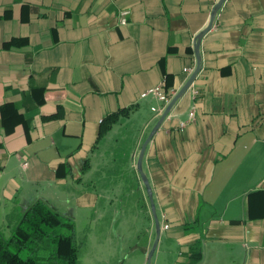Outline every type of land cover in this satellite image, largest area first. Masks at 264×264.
<instances>
[{
    "label": "crops",
    "instance_id": "obj_1",
    "mask_svg": "<svg viewBox=\"0 0 264 264\" xmlns=\"http://www.w3.org/2000/svg\"><path fill=\"white\" fill-rule=\"evenodd\" d=\"M218 1L0 0L3 234L40 200L75 222L82 247L108 242L162 116L156 97L141 96L184 87ZM200 49L199 75L143 160L156 251L168 250L167 264H264V0H226ZM155 231L152 220L146 255Z\"/></svg>",
    "mask_w": 264,
    "mask_h": 264
},
{
    "label": "trees",
    "instance_id": "obj_2",
    "mask_svg": "<svg viewBox=\"0 0 264 264\" xmlns=\"http://www.w3.org/2000/svg\"><path fill=\"white\" fill-rule=\"evenodd\" d=\"M14 44L17 42L9 43ZM163 89L166 95L170 94L167 86ZM10 109L14 107L6 104L1 111L4 114ZM126 114L127 110L122 109L106 117L100 126L99 139ZM57 118L59 114L45 120ZM79 251L75 222L40 200L20 213L10 237L0 230V264H79Z\"/></svg>",
    "mask_w": 264,
    "mask_h": 264
},
{
    "label": "rangeland",
    "instance_id": "obj_3",
    "mask_svg": "<svg viewBox=\"0 0 264 264\" xmlns=\"http://www.w3.org/2000/svg\"><path fill=\"white\" fill-rule=\"evenodd\" d=\"M136 171L139 174L137 167ZM130 195L118 202L121 209L118 226L117 229L111 228L106 244H104L106 239L98 236L92 237L82 247L81 241L77 239L80 247L79 264H149L148 255L153 246L147 255L144 249L154 217L150 200L146 198L148 192L140 174L139 181L134 179L132 183ZM4 235L10 237L7 232ZM169 256L168 250L159 248L155 251L150 264H167Z\"/></svg>",
    "mask_w": 264,
    "mask_h": 264
},
{
    "label": "water",
    "instance_id": "obj_4",
    "mask_svg": "<svg viewBox=\"0 0 264 264\" xmlns=\"http://www.w3.org/2000/svg\"><path fill=\"white\" fill-rule=\"evenodd\" d=\"M226 2V0H219L218 3L215 5L212 14H211V18H210V22L208 24V26L197 35L196 39H195V46H194V50H195V55H196V59H197V64H196V68L194 70V72L192 73L191 77L189 78V80L187 81V83L184 85V87L173 97V99L171 100V102L169 103V105L167 106V108L165 109V111L163 112L160 120L158 121V123L156 124V126L154 127V129L152 130L151 134L149 135V137L147 138V140L145 141V143L143 144V147L140 151L139 154V158H138V163H137V169L138 172L142 178V181L147 189L148 192V196H149V200H150V204H151V209L153 212V217L155 220V224H156V233H157V237L155 240V243L148 255V261L149 264L151 263L152 257L157 249L158 243H159V239L161 236V224H160V220L159 217L157 215V210H156V205H155V201L153 198V192H152V188H151V184L149 182V179L147 177V175L144 172L143 169V160H144V156L147 150V147L149 145V143L152 141L153 137L155 136V134L158 132V130L160 129V127L162 126L163 122L165 121V119L169 116V114L172 112V109L174 108V106L176 105V103L183 98V96L187 93V91L191 88L192 84L195 82L197 76L199 75L200 71H201V66H202V58H201V43L202 40L204 38V36L211 31V29L214 26V22L215 19L219 13V11L222 9L224 3Z\"/></svg>",
    "mask_w": 264,
    "mask_h": 264
},
{
    "label": "built area",
    "instance_id": "obj_5",
    "mask_svg": "<svg viewBox=\"0 0 264 264\" xmlns=\"http://www.w3.org/2000/svg\"><path fill=\"white\" fill-rule=\"evenodd\" d=\"M127 16H128V12L124 11L121 15V24L125 25L127 23ZM185 72H189L188 69H185ZM164 85H159L151 90H149L148 92L142 94V98H146L148 95H153L154 97H156L160 103L162 104V107L160 109L161 114H163V112L165 111V109L167 108V106L169 105V103L171 102V100L173 99V95L168 94L166 95L164 93ZM156 108H153V111H156ZM190 118L193 119L194 118V113L191 112L190 113ZM166 228H168V226H166Z\"/></svg>",
    "mask_w": 264,
    "mask_h": 264
}]
</instances>
